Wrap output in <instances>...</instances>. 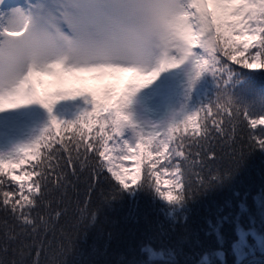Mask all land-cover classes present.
<instances>
[{
    "label": "trees",
    "instance_id": "16d2710c",
    "mask_svg": "<svg viewBox=\"0 0 264 264\" xmlns=\"http://www.w3.org/2000/svg\"><path fill=\"white\" fill-rule=\"evenodd\" d=\"M194 70L188 87L170 74L171 145L183 156L166 152L161 158L153 152L149 158L151 141L141 153L140 179L127 189L107 171L98 151L85 153L80 144L78 129L103 151L99 123L108 113L97 122L91 117V131L80 123L71 128L61 123L51 137L46 134L52 145L41 153L50 155L43 165L47 186L30 207L33 222L23 223L0 208V264H242L264 255L240 259L233 251L239 227L255 228L264 243V148L253 139L264 138V126L252 129L243 118L246 109L252 118L261 114L254 101H264V69L228 61L226 83L223 74L205 69L196 76ZM228 98L232 108L219 111L216 104ZM189 107L200 110L195 133L196 126L186 130L183 123ZM78 117L67 109L56 119ZM40 118L50 122L45 111ZM105 127L107 135H114L110 122ZM153 161L172 172L180 168L176 209L158 195L150 174ZM247 238L253 243L251 235ZM148 247L161 255H151Z\"/></svg>",
    "mask_w": 264,
    "mask_h": 264
},
{
    "label": "snow or ice",
    "instance_id": "6c2138e0",
    "mask_svg": "<svg viewBox=\"0 0 264 264\" xmlns=\"http://www.w3.org/2000/svg\"><path fill=\"white\" fill-rule=\"evenodd\" d=\"M54 9L57 15L51 10L47 14L42 10L14 11L10 23L18 20L23 23L5 28L0 40V112L38 104L51 114L58 101L78 95L90 97L86 102L91 104L90 110L74 122L58 121L50 116L49 126L37 139L19 146L13 153L0 154V208L18 220L22 218L26 224L33 222L30 207L37 204V198L43 196L47 186L48 172L43 165L45 160L50 161V155L41 153L52 145L45 141V136L51 137L52 129H58L61 123L68 128L80 123L91 131L93 114L107 112L99 123L105 133L100 137L103 151L94 148L86 133L77 130L80 144L85 145L84 152L98 151L100 157L108 160L107 141L115 140L117 145L122 144L120 160L138 161V152L143 153L156 135V131L149 132V140L145 142L127 112L132 96L141 87L190 58L195 62L196 76L207 69L218 76L223 74L225 83L228 61L248 69H264V0H58ZM151 65L155 67L149 70ZM85 75H91L93 80L105 76L128 79L122 93L105 88L99 97L95 89H88ZM70 80L79 86H69ZM254 104L261 108L260 116L252 118L246 109L243 117L252 129L264 126V101ZM232 105L228 98L218 102L216 108L224 111ZM198 112L183 121L186 130L190 123L196 122ZM84 117L89 119L84 121ZM106 122H110L114 135H107ZM174 130L171 125L168 127V133ZM199 130L197 125L193 131ZM125 132L131 134L121 141L119 138ZM171 139L169 135L159 141L147 153L149 158L153 152L161 158L165 152L183 156L182 151L169 143ZM253 139L264 148V138ZM36 160L40 162L31 163ZM156 163L152 162V169ZM107 171L128 188L121 172L110 166ZM179 172L177 165L173 173L177 188ZM139 173L137 163L132 183ZM150 174L157 177L159 184V173ZM157 190L169 202L180 198Z\"/></svg>",
    "mask_w": 264,
    "mask_h": 264
},
{
    "label": "rangeland",
    "instance_id": "374dc122",
    "mask_svg": "<svg viewBox=\"0 0 264 264\" xmlns=\"http://www.w3.org/2000/svg\"><path fill=\"white\" fill-rule=\"evenodd\" d=\"M58 3V0H0V40H2V34L5 32V28H13L19 26L23 21H16V23H10L9 17L14 11L19 10L21 12L28 13L30 11H43L47 14L49 10L53 12V15H57L54 9V4ZM43 6V9H41ZM195 23V21H191ZM70 63V62H69ZM155 65L149 66V70ZM179 76V81L182 86H190L187 84V77L190 69L189 59L185 60L184 63L179 64L176 68H171ZM127 77L117 79L115 77H101L93 80L91 75H85L84 80L87 82L89 90L95 89L98 92V96L102 97L103 90L105 88H111L116 93H122L125 87V81ZM69 86H79L75 82L70 80ZM41 89L38 87V91ZM54 90V89H49ZM170 93V83L168 79V69L162 72L151 83L141 87L131 98V103L127 108V112L130 114L133 124L136 126L137 133L142 134L146 141L149 140L148 133L156 131L155 139L152 140L153 147L159 143V141L167 139L169 135L173 137V132L168 133V127L172 124V114L170 106L168 105V95ZM264 96V94H263ZM90 100V97L86 95L77 96L75 98L58 101L52 109L50 116L55 118L63 115L67 109L73 111L77 116L79 113H83L86 110H90L91 104L86 102ZM102 102V101H101ZM137 104L142 106V110H139ZM44 109L38 104H27L17 109L6 108L4 112H0V154L8 155L13 153L16 148L21 145L31 143L37 139V135L49 126V122L45 118H40V111ZM48 113V111H47ZM107 112L94 113L92 119L99 121L104 117ZM186 116L193 114L192 108H188L185 113ZM38 123V130L36 124ZM192 128H195V123H190ZM128 132H125V136L121 137V141L124 138L129 137ZM172 139L169 141L171 144ZM107 147L110 149L106 153L108 160L103 159L106 169L110 166L115 171L121 172L128 187L133 186L140 179L141 176V153L138 152L139 160H120L118 157L122 154L120 147L122 144L117 145L115 140H109ZM104 150V149H103ZM166 153V152H165ZM139 163L140 173L136 177L135 183H132L131 177L135 175V165ZM156 170L152 171L159 173V184L156 183L157 188L160 191L171 192L173 196L178 197V191L180 189L174 186L175 177L170 169L165 167L156 166ZM167 169V171H162ZM155 181L157 177L154 176ZM124 186V185H123ZM158 191V190H157ZM159 197L172 208L178 207V200L169 202L167 199L161 196L158 191ZM256 232L255 228L243 229L238 228V238L233 243V251L237 258H242V255L247 253H258L264 252V243H261V236ZM248 235H252L254 242L250 243ZM153 256H160L161 252L156 251L148 247Z\"/></svg>",
    "mask_w": 264,
    "mask_h": 264
},
{
    "label": "water",
    "instance_id": "95a60500",
    "mask_svg": "<svg viewBox=\"0 0 264 264\" xmlns=\"http://www.w3.org/2000/svg\"><path fill=\"white\" fill-rule=\"evenodd\" d=\"M258 259L264 260V256H254V257H250L249 259H247L246 261H244L243 264H248L249 262L254 261V260H258Z\"/></svg>",
    "mask_w": 264,
    "mask_h": 264
}]
</instances>
